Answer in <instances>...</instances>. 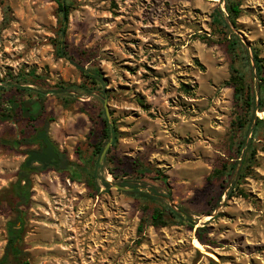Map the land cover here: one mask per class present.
Here are the masks:
<instances>
[{"label":"rangeland","instance_id":"rangeland-1","mask_svg":"<svg viewBox=\"0 0 264 264\" xmlns=\"http://www.w3.org/2000/svg\"><path fill=\"white\" fill-rule=\"evenodd\" d=\"M69 1L72 53L101 69L109 98L96 92L65 101L66 94H48L36 123L20 115L0 121V259L13 217L8 191L28 152L42 147L38 136L46 127L78 167L28 168L32 198L23 210L29 264H264V124L255 131L264 111L254 62L256 49L264 66V0H244L237 26L224 0ZM217 13L229 30L218 25ZM59 29L52 0H0V78L35 69L47 92L60 91L61 83L81 84L80 71L56 56ZM233 35L240 41L238 56ZM235 82L251 89L253 113L237 104ZM106 104L118 139L98 170L93 146L102 140ZM245 114L251 122L238 156V119ZM251 142L255 155L248 166ZM107 158L115 160L118 178ZM139 163L149 169L143 176ZM232 166L231 176H223ZM91 167L97 168L98 190L87 184ZM75 174L80 182L72 180ZM155 209L165 212L168 226L150 225ZM203 227L207 244L197 239Z\"/></svg>","mask_w":264,"mask_h":264},{"label":"trees","instance_id":"trees-1","mask_svg":"<svg viewBox=\"0 0 264 264\" xmlns=\"http://www.w3.org/2000/svg\"><path fill=\"white\" fill-rule=\"evenodd\" d=\"M58 5V18L60 23L59 29V39L55 42V51L56 56L59 59H66L71 64H73L81 73L82 75V82L81 84H60V91L54 92V94H66L68 96H63L62 98L65 101L72 99L71 95H78L79 97H93L94 94L97 92L99 93L105 100L109 98L108 93L106 92L107 86V79L105 78L103 72L100 68L96 66H86V62L76 60L75 56L72 53V46L68 42L67 39V31L69 27V19L72 11V4L69 0H52ZM244 0H224L225 2V9L226 13L231 20V22L237 26V20L242 16V3ZM216 21L218 22L219 26H223L224 29L229 30L227 24L223 20L222 16L217 13ZM232 34V33H231ZM233 44V52L238 56L237 52V45L240 44L239 39L233 35L232 39ZM83 58L90 63L89 56L87 52H81ZM247 55V54H246ZM254 62H255V71L258 73V76L261 81V106L260 110L264 111V77L263 75V61L260 58L259 52L254 49ZM234 79V77L232 78ZM43 76L37 75L35 69L30 70L28 73H21L18 76H13L12 74H8L6 78H0V109L2 110V114L0 113V121H8L13 120L20 115L23 119H25L28 123L33 124L39 121L46 112V101H47V92L40 88L39 85L43 82ZM235 80V79H234ZM234 88V97L237 101V104L243 110L244 113H253V109L255 106V99L254 95L250 88L245 87L243 83L235 82L233 85ZM9 92H12V95L9 96ZM70 95V97H69ZM101 117L103 122V130H102V140L93 146V156L97 158L96 164H99V159L107 145V142L111 138H113L114 143L117 142L118 139V127L116 124H111L106 117L104 111H101ZM249 121L246 118V114L238 119V131L239 137L238 140V147L236 149V153L239 156L241 153L242 148L245 146L246 143V136L249 131ZM252 124V123H251ZM264 124V120L258 119L257 126L255 131H257L261 125ZM43 131H47V128H43ZM27 140L26 143L33 144L36 143V140ZM18 144L17 142L15 145ZM252 142L247 149V156L245 157V164L250 166L253 164V159L255 155V148L252 147ZM248 152H250L248 154ZM63 162L61 166L57 169L59 171H71L73 167H78L76 163L68 160L63 155ZM107 158V164L109 165V171L111 175L115 178L119 177V174L114 169V159L109 160ZM141 168L140 175L143 176L147 171L148 168L144 166V164L139 163L137 164ZM249 168V167H248ZM247 168V169H248ZM228 169V168H227ZM96 167H91V172H89L91 183H87L90 188L98 190L99 187L95 185L96 183ZM234 170L232 166L228 169L223 176H231V171ZM245 167L242 168L239 180L244 178L246 173ZM31 171L25 165L18 173V180L12 186L11 190L8 191V196L10 197L11 201V208L13 210V217L7 223L6 232H7V245L5 248L4 255L0 259V264H29L28 260V252L24 246V236L27 233V216L26 212L23 208H27L31 203L32 198V188H31V178H30ZM222 176V189L226 188L227 181ZM73 181H81V177L75 174L72 177ZM84 183H86L84 181ZM103 185L107 188L110 187L108 181L103 180ZM223 192V191H222ZM242 195H245L244 192H241ZM142 196L148 200H155L156 198L153 197L149 193H142ZM8 197V199H9ZM169 214L173 217L180 218L184 221V215L182 213H176L171 208L169 209ZM149 223L151 226L156 228L166 227L168 226V222L166 221V214L163 210L155 209L153 214L149 219ZM191 228L193 229V225L190 224ZM144 229V223L140 224L139 232H142ZM208 232L207 227L198 228L197 230V239L201 244L205 243V234Z\"/></svg>","mask_w":264,"mask_h":264},{"label":"water","instance_id":"water-1","mask_svg":"<svg viewBox=\"0 0 264 264\" xmlns=\"http://www.w3.org/2000/svg\"><path fill=\"white\" fill-rule=\"evenodd\" d=\"M226 22L234 30L232 23L228 19H226ZM242 38H243V42L247 45V47L250 51V46L247 44V42L243 36H242ZM50 94H54V92H50L49 95ZM80 98H83V97H80ZM105 108H106V114H107V118H108L109 122L111 124H114V122L111 120V116H110L109 108H108L107 104H106ZM38 139L44 143L45 148L42 151L30 150L28 152V158L25 162V166L27 168H30V167H32V165L34 163H39L42 165L43 170H47L50 167L58 169L59 165L61 163L60 154L57 151V147L55 146V144L50 140L48 132L47 131L41 132L40 135L38 136ZM112 142H113V138H111L109 140L108 144L106 145V147H105V149H104V151L100 157L99 164H98V170L101 169V167L103 166L105 158L108 154L109 148L112 145ZM32 169L36 170L35 167H32ZM109 184H110V182H109ZM118 187L123 189V187H120V186H118ZM172 207H173V205H172ZM176 212L181 213L178 210H176Z\"/></svg>","mask_w":264,"mask_h":264},{"label":"flooded vegetation","instance_id":"flooded-vegetation-1","mask_svg":"<svg viewBox=\"0 0 264 264\" xmlns=\"http://www.w3.org/2000/svg\"><path fill=\"white\" fill-rule=\"evenodd\" d=\"M43 132V131H42ZM41 133V132H40ZM40 135V134H39ZM41 148L38 150V151H42L44 148H45V145H44V143L41 141ZM57 151L59 152V154H60V158H61V163H60V165H59V167L61 166V164H62V162H63V160H64V158H63V154L58 150V148H57ZM34 164H39V163H34ZM40 166H41V168H42V165L41 164H39ZM51 168H53V167H51ZM37 169V168H36Z\"/></svg>","mask_w":264,"mask_h":264}]
</instances>
